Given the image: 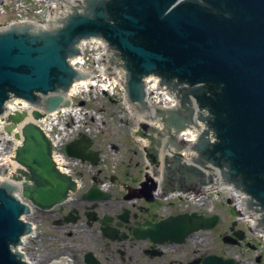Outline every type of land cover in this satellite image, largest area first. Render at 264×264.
<instances>
[{"label": "water", "instance_id": "water-1", "mask_svg": "<svg viewBox=\"0 0 264 264\" xmlns=\"http://www.w3.org/2000/svg\"><path fill=\"white\" fill-rule=\"evenodd\" d=\"M97 1L105 3V0ZM178 1L120 0L118 3L111 0L109 12L114 19L113 24L105 20L104 10L100 8L95 21L78 19L65 35L71 38L81 33H100L110 43L116 44L128 56L131 68H135L129 77L133 100H141L142 74L155 71L187 80L191 86L207 84L195 88L179 87L175 83L172 89L177 92L180 106L173 110L157 109L156 116L150 117L161 120L164 132L158 135L167 138L163 150L165 192L198 193L202 187L215 183V175L207 173L212 171L210 165L220 168L227 165L228 173L225 172L224 179L242 188L264 210V0H204L211 6L197 0ZM87 6L81 5V11L76 14H86L84 11L90 8ZM11 43L17 45L20 56L10 48ZM29 48L14 38H0V105L7 98L6 87L23 95H29L32 90L48 92L52 89L50 67L45 66L44 69L39 65L38 68V58L33 64ZM112 55L113 59L121 61L119 54L112 51ZM49 59L52 67L56 58L51 56ZM34 65L36 70L31 69ZM19 66H24V71ZM62 87L60 91L67 90V87ZM191 96L209 112L208 119L202 115L199 118L208 122L216 141L208 143L204 136L210 132H206L200 145L195 146L197 156L188 162L181 153L186 144L180 143L177 135L192 126L200 128L194 121L195 108ZM63 101L62 96L50 97L47 110L54 111ZM34 117L40 118L41 115L34 112ZM12 118L17 123L25 115L18 114ZM141 128L138 134L155 145L156 141L148 131L153 134L156 130L145 124ZM23 135L24 141L16 150L15 160L25 169H19L20 175L14 179L24 180L23 196L26 199L38 208L50 209L75 192L77 184L56 168L52 143L40 127L28 123L23 128ZM157 146L161 147V143ZM71 149L69 146L70 156L84 161L90 158L74 154ZM145 151L151 165L159 166L158 152ZM91 158L96 165L98 153H93ZM13 191L14 188L6 184L0 187V264H26L10 249L11 245L19 244L24 230L30 229L19 220L28 208L11 196ZM91 192L94 193L89 194L95 199L108 196L97 187H93ZM188 219L192 231L202 227L213 228L218 221V217L199 218L196 214ZM182 220V216L169 218L165 223L170 222L171 225H160L162 232L159 235L166 236L168 231H174L175 226L172 225Z\"/></svg>", "mask_w": 264, "mask_h": 264}, {"label": "flooded vegetation", "instance_id": "flooded-vegetation-1", "mask_svg": "<svg viewBox=\"0 0 264 264\" xmlns=\"http://www.w3.org/2000/svg\"><path fill=\"white\" fill-rule=\"evenodd\" d=\"M80 174L83 189H87L95 176ZM121 177L124 181L113 185L114 196L109 201L86 202L78 193L65 205L41 213L40 223L59 230L71 243L61 249L66 248L74 264H264L263 252H256V240L231 222L232 213L213 230L188 234L185 225L174 224L182 229L174 227L160 236V225L170 224L161 221L186 213L164 210L157 199L152 203L126 201L125 195L133 191L125 188L136 187V182L128 171ZM75 211L76 222L66 223L65 218Z\"/></svg>", "mask_w": 264, "mask_h": 264}, {"label": "rangeland", "instance_id": "rangeland-1", "mask_svg": "<svg viewBox=\"0 0 264 264\" xmlns=\"http://www.w3.org/2000/svg\"><path fill=\"white\" fill-rule=\"evenodd\" d=\"M24 17L40 18L39 20L44 23L45 13L41 12L40 3L37 0H31L24 3H22V0H6L3 7H0V27H3V25L8 24L15 19ZM81 102H83V105H81ZM74 103L76 107H81L80 120L85 122V124H87L86 127L91 128L94 134H97V139L102 138L105 139V143L109 142L113 143L116 147H121L122 132H126V136L123 138V141L126 144V150L124 151L123 149H120L118 152L116 149H109V151H107V164L113 166L112 163L115 162L113 160L117 159V163L118 159H120L121 164L118 167L119 174L124 172L127 168L126 164L129 165V161L132 158L133 142H131L129 138V132L137 120L134 118L135 116H131V113L128 112L125 105L122 103L121 96L117 92L114 94L111 92L105 93L100 88L96 87L91 88L87 92H81L74 98ZM71 118L73 119L72 116ZM61 120L68 121L70 120V117L63 116ZM70 138L71 136L68 139L71 140ZM13 149V143L0 139V163L3 162L5 156L10 154ZM135 161H138L137 158ZM6 166H8V164ZM133 169L135 170V167ZM107 175H109V173ZM219 202L220 201L217 202L216 199L211 201L208 200L207 207H212L214 212H217L222 219H224V217L228 218L227 216H230L232 206L227 203ZM175 206L177 211L186 209L185 205L176 204ZM193 208L194 207L192 206L189 207V209ZM201 211L206 214L209 213L207 208H202ZM231 222L237 227L238 223L235 218H232ZM238 227L242 228L243 226L238 225ZM38 231L40 234L39 240L36 244H34V241L31 242L30 245H32V255L37 260L44 261L39 262V264L47 263L52 259H57L60 253L68 252L66 248L61 249L67 242L64 240L59 230L50 229L42 223L41 228L38 229ZM255 243L260 249H262L258 240H256Z\"/></svg>", "mask_w": 264, "mask_h": 264}, {"label": "bare ground", "instance_id": "bare-ground-1", "mask_svg": "<svg viewBox=\"0 0 264 264\" xmlns=\"http://www.w3.org/2000/svg\"><path fill=\"white\" fill-rule=\"evenodd\" d=\"M109 55L111 57H113L112 53L109 54ZM80 60H82V58L81 59L75 58V59H72V62L73 63H79ZM119 76H122V73L121 72H119ZM106 83L107 84H104L103 86H101L102 89L103 90H108V91L111 90L112 88H110V87H111V84H113V83L111 81H108ZM116 84H117V82L115 81V85ZM89 85H90L89 82H75L74 85H73V87H72V89H71V92H70V94L68 96V97H70V100L71 99L73 100V98H75L77 95H79V93L84 92V91H88L90 89ZM94 85L95 84H92V86H94ZM120 87L123 88V91H126L124 85L121 84ZM8 107H9V109H12V110L6 111V116L0 115V139L7 140V142H11V143L14 144V146H17V145L21 144L22 141H23V139H24V135H23V127H24V125L27 122H32L34 120V119L32 120V118L29 116V113L31 112V109H33L34 106H30V105H28V103H26L24 101H13V102H10V105ZM26 108H29L28 109L29 113L27 112V116L25 115L26 116L25 119L22 122H17L15 124H13L14 121H12L13 120L12 115H18L19 113H21L22 111H24V109H26ZM15 112H17V113L15 114ZM63 113H66V114H68V113H74L75 116H78L76 114H80V108L79 109H76V108H71V107H66L65 106L63 108H60L58 110V112H57L58 115L63 114ZM51 117L56 118V114L54 116L51 115ZM51 117H48L47 120H45V121H43L44 120L43 119L42 122L40 121V122H36V123H38V124L41 123V125L43 127H45L46 129H48V125L46 124V122H48L49 120H51V119H49ZM49 123H51V122H49ZM187 134H188V137L190 139L195 138V133L194 132H187ZM13 152H14V150H13ZM13 152H11V154ZM11 154H8L9 156L6 155L8 157L7 158H4L5 161H6V159L10 158ZM10 161L12 162L11 163V165H12L11 168L15 169L18 166L17 162L15 160H13V159H11ZM13 169L10 170V173H12V170ZM12 175H15V174H12ZM0 180L1 181H5V180L6 181H8V180L10 181V180H12V177H10V175H7V176L4 177V179L1 177ZM16 186H19V185H16ZM26 241H27V239L24 238L23 239L24 245H25V242ZM19 250L22 251V247H20ZM27 258L30 261H32L29 258V256Z\"/></svg>", "mask_w": 264, "mask_h": 264}]
</instances>
